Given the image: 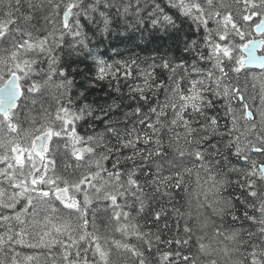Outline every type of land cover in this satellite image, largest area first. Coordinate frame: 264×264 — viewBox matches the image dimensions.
Returning a JSON list of instances; mask_svg holds the SVG:
<instances>
[{
	"label": "snow or ice",
	"instance_id": "1",
	"mask_svg": "<svg viewBox=\"0 0 264 264\" xmlns=\"http://www.w3.org/2000/svg\"><path fill=\"white\" fill-rule=\"evenodd\" d=\"M177 21L203 35L179 48ZM89 31L128 58L104 60ZM161 33L192 59L134 51ZM257 48L264 0H0V264H264ZM89 59L74 93L67 68ZM121 75L146 110L87 102Z\"/></svg>",
	"mask_w": 264,
	"mask_h": 264
},
{
	"label": "trees",
	"instance_id": "2",
	"mask_svg": "<svg viewBox=\"0 0 264 264\" xmlns=\"http://www.w3.org/2000/svg\"><path fill=\"white\" fill-rule=\"evenodd\" d=\"M166 7V5H164ZM178 25L181 27L180 32V41L179 48L183 47V39L185 38V34L187 37L192 39H199L203 33H197L195 31V26L191 24L190 21H185L181 24L180 21H177ZM85 31H88V28H85ZM89 36L91 37L90 47H93L98 54L103 53L102 58L109 63H112L117 60L127 59L130 54L131 45L125 43H118V38L115 35L111 38L109 37H101L99 34L96 36H92V33L89 31ZM137 43L140 44V48H136L134 51L138 53L141 57H147L150 55H157V59L160 56L165 58H171L173 56L179 58L182 55L185 59L191 60V57H188L186 54H183L177 47V41L174 39L165 38L164 34L161 33V39L155 40L152 43H146L144 40H138ZM115 46V47H114ZM119 52L121 55H117ZM82 57L76 56L73 54L71 58L68 56L63 57V61L65 64L70 61L79 62ZM77 67L79 68V74H77ZM69 73V77L73 78L76 81V87L73 88V92L80 91V85L87 80H92L97 73L96 65L93 63L91 59L83 62V63H72L70 68H67ZM166 79V76H164ZM138 79L133 76L129 79H124L123 76H120L119 81L117 80H104L98 81L95 83V87L88 89L87 92V102L93 103L96 105H108L112 104L113 101L120 103L122 105L123 111H128L131 107L136 106L137 103L141 104V106L146 110L147 105L143 104V102H139L130 98V87L138 83ZM117 86L120 88V91L117 92L115 89ZM163 93H161L160 99L163 100ZM50 102V101H49ZM216 111H223V107L221 102H217L215 110H209V114L213 115ZM95 126L97 128L100 127L99 122L97 121ZM93 130L92 122L83 123L81 122L78 127V132L80 135L91 134ZM59 166V162H58ZM110 167V162L108 163ZM91 219V217H89ZM97 226L103 231V223L101 221H97ZM91 230V225L89 227ZM161 247H164L163 245Z\"/></svg>",
	"mask_w": 264,
	"mask_h": 264
},
{
	"label": "flooded vegetation",
	"instance_id": "3",
	"mask_svg": "<svg viewBox=\"0 0 264 264\" xmlns=\"http://www.w3.org/2000/svg\"><path fill=\"white\" fill-rule=\"evenodd\" d=\"M258 33H252V35L249 37V39L259 41L262 37ZM259 37V38H258ZM261 37V38H260ZM257 52L259 55H264V49L257 48ZM253 73H259L261 71L260 68H249Z\"/></svg>",
	"mask_w": 264,
	"mask_h": 264
},
{
	"label": "water",
	"instance_id": "4",
	"mask_svg": "<svg viewBox=\"0 0 264 264\" xmlns=\"http://www.w3.org/2000/svg\"><path fill=\"white\" fill-rule=\"evenodd\" d=\"M257 55H259L258 52H257ZM249 68H259V66L258 65H250Z\"/></svg>",
	"mask_w": 264,
	"mask_h": 264
},
{
	"label": "bare ground",
	"instance_id": "5",
	"mask_svg": "<svg viewBox=\"0 0 264 264\" xmlns=\"http://www.w3.org/2000/svg\"><path fill=\"white\" fill-rule=\"evenodd\" d=\"M254 34V33H253ZM258 35V34H257ZM259 38V37H258ZM261 38V37H260Z\"/></svg>",
	"mask_w": 264,
	"mask_h": 264
}]
</instances>
